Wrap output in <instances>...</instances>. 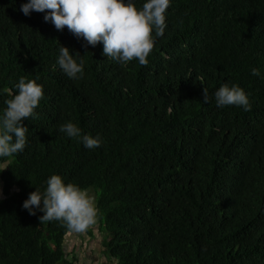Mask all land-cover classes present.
I'll list each match as a JSON object with an SVG mask.
<instances>
[{
  "label": "trees",
  "instance_id": "1",
  "mask_svg": "<svg viewBox=\"0 0 264 264\" xmlns=\"http://www.w3.org/2000/svg\"><path fill=\"white\" fill-rule=\"evenodd\" d=\"M26 2L0 0V111L20 77L44 98L0 172V264L77 260L63 222L22 207L54 174L93 195L117 264H264V0H172L146 66L107 59L45 13L25 16ZM60 44L82 55V78L54 68ZM225 83L251 110L216 106ZM67 122L101 146L59 132Z\"/></svg>",
  "mask_w": 264,
  "mask_h": 264
},
{
  "label": "clouds",
  "instance_id": "2",
  "mask_svg": "<svg viewBox=\"0 0 264 264\" xmlns=\"http://www.w3.org/2000/svg\"><path fill=\"white\" fill-rule=\"evenodd\" d=\"M172 0H145L137 6L136 0H27L20 6L25 16L32 12L45 13V22L56 30L67 27L85 46L103 44V55L121 65L132 61L142 66L149 63V56L156 39L162 37L167 28L166 14ZM69 79H80L84 73V61L79 52L60 44L56 65ZM253 76H261L259 69H252ZM264 78V77H262ZM15 92L5 101L0 111V172L10 167L13 157L25 150L28 143V127L23 123L34 115L44 98L43 85L36 80L20 77L14 85ZM215 104L219 108L228 106L251 110L249 95L239 85L225 83L214 92ZM203 102L209 103L208 91L204 88ZM59 132L69 138L78 139L85 148L101 146L99 136L84 134L72 122L59 127ZM23 209L30 215L39 216L40 223L61 221L74 233H85L97 223L98 209L95 199L87 189L74 183H66L54 174L46 181V188H36L23 202Z\"/></svg>",
  "mask_w": 264,
  "mask_h": 264
},
{
  "label": "crops",
  "instance_id": "3",
  "mask_svg": "<svg viewBox=\"0 0 264 264\" xmlns=\"http://www.w3.org/2000/svg\"><path fill=\"white\" fill-rule=\"evenodd\" d=\"M92 227L94 229H89L94 237L89 234L90 230L85 233L72 232L69 234L65 247L70 256L77 255V260L73 264H117L101 250L102 238L98 236V231L101 233L100 226L96 223Z\"/></svg>",
  "mask_w": 264,
  "mask_h": 264
},
{
  "label": "rangeland",
  "instance_id": "4",
  "mask_svg": "<svg viewBox=\"0 0 264 264\" xmlns=\"http://www.w3.org/2000/svg\"><path fill=\"white\" fill-rule=\"evenodd\" d=\"M92 196H93V195H92ZM0 200H4V197H3L2 194H1V196H0ZM97 224L99 225L98 220H97ZM90 229H94V227H90ZM90 229H88L87 231H89ZM90 231H91V230H90ZM100 231H101V229H100ZM101 233H102V234H101ZM101 233H99V231H98V236H100V238H102V242H100L101 250H102L103 252H105V243H106V240L108 239V235H107V233H105V232H101ZM96 236H97V234H96ZM91 237H94V234H93ZM103 252H102V254H103ZM105 254H107V253L105 252ZM108 256H110V255H108Z\"/></svg>",
  "mask_w": 264,
  "mask_h": 264
},
{
  "label": "water",
  "instance_id": "5",
  "mask_svg": "<svg viewBox=\"0 0 264 264\" xmlns=\"http://www.w3.org/2000/svg\"><path fill=\"white\" fill-rule=\"evenodd\" d=\"M64 250H65V252H66V254H67V248H66V247L64 248Z\"/></svg>",
  "mask_w": 264,
  "mask_h": 264
}]
</instances>
